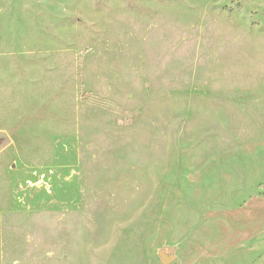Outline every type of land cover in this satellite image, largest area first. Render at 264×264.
I'll use <instances>...</instances> for the list:
<instances>
[{
	"label": "rangeland",
	"instance_id": "obj_1",
	"mask_svg": "<svg viewBox=\"0 0 264 264\" xmlns=\"http://www.w3.org/2000/svg\"><path fill=\"white\" fill-rule=\"evenodd\" d=\"M0 264H264V0H0Z\"/></svg>",
	"mask_w": 264,
	"mask_h": 264
},
{
	"label": "water",
	"instance_id": "obj_2",
	"mask_svg": "<svg viewBox=\"0 0 264 264\" xmlns=\"http://www.w3.org/2000/svg\"><path fill=\"white\" fill-rule=\"evenodd\" d=\"M172 261V258H169L166 254H162V263L163 264H170Z\"/></svg>",
	"mask_w": 264,
	"mask_h": 264
},
{
	"label": "trees",
	"instance_id": "obj_3",
	"mask_svg": "<svg viewBox=\"0 0 264 264\" xmlns=\"http://www.w3.org/2000/svg\"><path fill=\"white\" fill-rule=\"evenodd\" d=\"M3 143V139L2 138H0V146H1V144Z\"/></svg>",
	"mask_w": 264,
	"mask_h": 264
}]
</instances>
